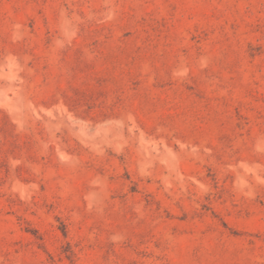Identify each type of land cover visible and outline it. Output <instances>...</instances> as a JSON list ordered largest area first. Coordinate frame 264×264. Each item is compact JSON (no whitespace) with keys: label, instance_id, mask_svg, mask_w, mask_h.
I'll return each mask as SVG.
<instances>
[{"label":"rangeland","instance_id":"1","mask_svg":"<svg viewBox=\"0 0 264 264\" xmlns=\"http://www.w3.org/2000/svg\"><path fill=\"white\" fill-rule=\"evenodd\" d=\"M0 264H264V0H0Z\"/></svg>","mask_w":264,"mask_h":264}]
</instances>
